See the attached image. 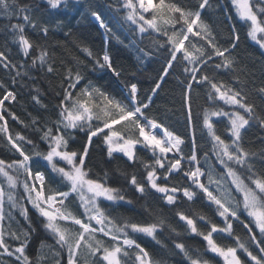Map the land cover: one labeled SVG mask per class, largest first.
Wrapping results in <instances>:
<instances>
[{
    "label": "snow or ice",
    "instance_id": "6c2138e0",
    "mask_svg": "<svg viewBox=\"0 0 264 264\" xmlns=\"http://www.w3.org/2000/svg\"><path fill=\"white\" fill-rule=\"evenodd\" d=\"M43 2L50 9L67 4V0ZM228 3L237 18L250 25L247 34L264 55V0H228ZM213 7V0H196L195 4H182L177 0H122L116 11L124 15L118 22H127L141 37L158 34L163 42L154 41V48L167 53L163 74L155 82L151 95L144 99L140 98L136 83L123 85L117 98L91 81L85 82L80 62L75 67L61 64L64 72L61 92L57 94L56 119L37 116L25 123L6 107L16 102L17 93L0 81V89H4L0 96V135L6 140V147L17 156L11 161L0 159V178L5 182L0 184V264H5L6 259L15 264H48L49 259L54 264H162L132 236H146L166 247L157 239L159 232L167 227L176 236L181 233L154 211L153 223L139 224L110 216L101 207L102 203L117 206L132 201L126 200L120 189L109 186L106 179L90 178L87 160L95 138H102L110 159L119 154L130 165H140L145 173L142 178L138 179L136 173L123 175L141 197L159 194L170 207H175L181 199L189 203L201 199L219 223L200 213L188 215L178 211L176 216L186 232L201 237L206 242L205 251L220 258L222 264H264V173L256 170L257 153L246 150L242 143L243 134L254 121L264 128V115L258 113L257 105L250 102L244 92L245 83L237 72L238 61L231 55L239 42L234 25L230 46L221 47L212 25L203 19ZM221 7L224 5H217L216 9ZM34 9V4L21 3V0H0V17L9 21L3 30L6 38L5 48L0 50V68L14 72L9 77L11 85H16L18 78H27L32 71L56 73V63L48 48L35 44L25 34L26 27L33 30L39 27L40 35L44 38L48 35L49 28L40 27L33 19ZM91 15L101 28L111 33L112 29L99 12L93 11ZM226 18L231 19V16ZM12 20L22 22L12 23ZM9 43L15 45L24 58L20 64L9 58ZM132 46L143 56L152 55L135 43ZM81 51L92 59L95 68L120 76L106 50L102 56H95L88 47H82ZM177 64L183 65L181 75L185 76L181 84L190 129L189 155L184 152L185 139L148 114L162 83ZM220 70L234 73L230 83L208 74V71ZM205 85L209 106L202 109L200 130L206 132L210 149L201 159L197 155L191 94L194 87ZM256 91L264 100V86ZM37 93L32 97L33 102L47 111L38 90ZM221 103L229 110L218 107ZM7 117L32 129L39 142L46 145V151H41L39 145L23 133L13 134ZM220 123H224L226 139L217 134ZM76 131L84 133L86 142L80 150H71L69 142L75 139L72 133ZM25 145L32 151H26ZM138 148L150 153L151 159H140ZM259 155L258 162L264 164V151ZM41 162L45 171L34 169V164ZM107 175L105 172V178ZM174 176L182 178L186 185H170ZM50 184H59L67 190L54 189ZM18 188L23 192L19 202L13 194ZM73 200L78 203L79 215L69 208ZM29 206L53 241L52 244L41 241L35 256L27 254L36 231ZM16 213L26 226L19 224ZM198 222L205 224L208 230L202 231ZM13 224L18 227L14 229ZM237 228L246 233V240L237 234ZM214 237L231 239L234 246L222 245ZM173 247L188 264H210L184 243L174 242ZM45 249L51 257L45 254Z\"/></svg>",
    "mask_w": 264,
    "mask_h": 264
},
{
    "label": "trees",
    "instance_id": "16d2710c",
    "mask_svg": "<svg viewBox=\"0 0 264 264\" xmlns=\"http://www.w3.org/2000/svg\"><path fill=\"white\" fill-rule=\"evenodd\" d=\"M182 4H195L196 0H177ZM21 3L34 4L35 9L32 11V17L40 27L47 26L49 32L46 38L39 33V27L35 30L26 27L25 34L35 44L46 46L56 63V73L46 74L44 71L29 72V76L20 80L16 85H11L10 75L6 70L0 68V81H3L17 93V100L15 103L6 104L12 112L19 117L21 121L28 123L33 117H43L48 120L56 119L55 106L58 104L57 94L61 92L60 85L63 80L64 66L75 67L77 62L83 66L80 71L85 75L86 81H91L93 84L100 86L104 91L111 95H116L119 98V93L123 85L136 83L140 89L141 99L147 95H151V89L155 86V82L160 80L162 69L165 66L167 53L164 50L157 51L154 48V41L163 42L162 38L156 33H148L143 37L140 36L133 26L127 22L122 21L123 12H117L122 4V0H67L66 5H62L58 9H50L43 0H21ZM224 5V7L216 9L217 5ZM213 9L203 15V19L210 23L217 36V42L221 47H229V37L233 35L234 25L235 34L239 35V42L235 50L231 53L238 61L237 72L240 74V79L244 81V92L247 94L249 101L257 105V111L264 115V100H261L257 95V89L264 86V55H261L262 50L257 44L253 43L249 36V26L247 23L240 21L235 15L234 9L229 5L228 0H213ZM96 11L101 14L102 19L112 29L111 33L99 26V23L92 17L91 12ZM227 15L231 19L226 18ZM22 21L12 20V23ZM9 21L0 17V50L5 48V35L3 30ZM133 43L138 48L145 52L151 51V56L141 55ZM82 47L91 49L95 56H102L106 50L112 58L113 67L120 72V76L116 77L110 70H99L95 68L91 58L87 57L81 51ZM10 49V59L17 64H20L24 59L18 52L15 45L8 44ZM35 55V52L33 53ZM139 57V59H138ZM218 63L219 61H215ZM30 63V61H29ZM182 64H177L162 83L158 94L154 97L153 103L149 110V115L156 117L164 124L169 131L182 136L186 145L184 146L185 155L191 152L190 129L186 121V110L184 102V87L181 81L185 79L181 75ZM243 69V72H240ZM208 74L216 75L218 80L231 82L234 78V73L230 71L220 70L218 72L208 71ZM39 92L41 102L47 106V111H44L39 104H35L32 97ZM124 91L127 89L124 88ZM207 86L194 87L191 94V107L193 124L196 128V137L198 145V158L203 157L205 152L210 149V144L207 139L206 132H201V116L202 109L209 106L207 100ZM4 89H0V96L3 95ZM218 107H223L228 110L222 103ZM8 119V127L10 131L15 134L21 132L28 138L32 139L39 145L41 151H46V145L39 142L38 137L33 133L32 129H26L18 121ZM215 121V120H214ZM217 134L226 139V129L224 123L217 125ZM72 135L74 140H70L69 147L71 150H80L82 145L86 142L84 133L76 131ZM243 146L246 150L257 153V162L255 164L258 173H264V164H260V153L264 151V128H261L259 123L253 122L252 126L243 134ZM25 150L31 152L32 149L25 145ZM137 156L143 160H150V153H147L138 148ZM9 148L6 147V140L0 135V159L11 161L16 159ZM214 163V161H210ZM87 168L91 170L90 178L92 179H106L109 186L118 188L125 196L126 200L132 201L127 204L121 202L120 205L112 206L108 203H102L101 207L113 217L124 218L133 223L148 224L155 221L153 211L162 217L166 218V222L175 227L176 231L181 233L176 236L167 227L157 234L163 245L161 247L155 241L146 236L134 235L132 238L136 239L143 247H145L153 256L154 259L162 261V264H188L182 254L174 249L173 243H184L190 250H197L204 259H207L210 264H222L220 258L205 251L206 242L199 236L189 234L186 232L183 223L178 221L176 212L183 211L188 215L200 213L206 215L215 223L220 221L215 217L213 211L209 209L201 199L189 203L181 199L175 207L166 206L159 194H148L141 197L135 190L127 183L123 173H136L139 178L144 176V171L139 164L130 165L125 158L119 154H114L113 158L107 155L106 146L103 144L102 138H95L93 147L90 150V155L87 160ZM34 169L45 171L43 163L34 164ZM217 171H220L217 169ZM105 172L108 173L105 178ZM22 180L23 177L21 176ZM5 183L3 178H0V184ZM163 183V181H161ZM180 177H172L169 181L170 185H186ZM50 187L60 191L67 190L59 184H50ZM18 202L21 201L23 192L17 189L13 193ZM69 208L77 215L80 209L78 203L73 200L69 203ZM30 215L33 220V226L36 231L32 234V238L27 250L29 256H35L41 241L46 244H52L53 241L44 232L43 228L38 223V217L31 210L29 206ZM16 219L22 226L25 221L15 214ZM18 226L13 224V228ZM198 227L202 231H207V226L198 222ZM236 232L243 239H247V235L241 229L237 228ZM217 242L222 245H233L231 239H224L214 237ZM10 244L15 242L9 241ZM45 254L51 257V253L45 249ZM195 258V254H193ZM243 258V257H242ZM5 264H15L13 260L6 259ZM48 264H54V261L49 259Z\"/></svg>",
    "mask_w": 264,
    "mask_h": 264
},
{
    "label": "rangeland",
    "instance_id": "374dc122",
    "mask_svg": "<svg viewBox=\"0 0 264 264\" xmlns=\"http://www.w3.org/2000/svg\"><path fill=\"white\" fill-rule=\"evenodd\" d=\"M249 25V24H248ZM249 27H250V25H249ZM250 38V37H249ZM259 38V37H258ZM250 40H251V38H250ZM252 41V40H251ZM253 43H255L254 41H252ZM256 44V43H255ZM229 110V109H228ZM214 120L216 119V118H213ZM61 166H63L62 164H61ZM233 195L234 196H236V198H239V196H238V194H236V193H233ZM16 199H17V201H18V198L16 197Z\"/></svg>",
    "mask_w": 264,
    "mask_h": 264
}]
</instances>
